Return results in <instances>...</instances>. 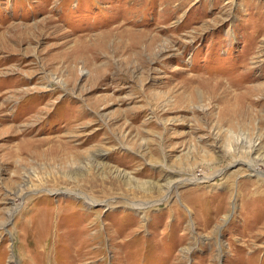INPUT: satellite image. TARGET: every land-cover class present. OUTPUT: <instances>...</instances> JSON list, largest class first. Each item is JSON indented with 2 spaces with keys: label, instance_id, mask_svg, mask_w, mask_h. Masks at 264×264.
<instances>
[{
  "label": "rangeland",
  "instance_id": "1",
  "mask_svg": "<svg viewBox=\"0 0 264 264\" xmlns=\"http://www.w3.org/2000/svg\"><path fill=\"white\" fill-rule=\"evenodd\" d=\"M0 264H264V0H0Z\"/></svg>",
  "mask_w": 264,
  "mask_h": 264
},
{
  "label": "bare ground",
  "instance_id": "2",
  "mask_svg": "<svg viewBox=\"0 0 264 264\" xmlns=\"http://www.w3.org/2000/svg\"><path fill=\"white\" fill-rule=\"evenodd\" d=\"M228 140V143L230 144V145H233L234 144V142H232L231 141V139L229 138V139H227ZM62 150V149H61ZM68 151V150H67ZM62 152V151H61ZM65 152V151H64ZM66 153V152H65ZM64 153V154H65ZM68 154H70L69 152H67ZM47 151H46V155H45V157L47 156ZM60 154V153H59ZM41 155H43V153L41 152ZM76 155H77V153H76ZM59 157V156H58ZM73 157V156H72ZM68 158H70V157H68ZM44 159V158H43ZM63 159H64V156H63ZM62 159V161H65V160H63ZM72 159V158H71ZM77 159V158H76ZM69 160V159H68ZM78 160V159H77ZM74 161H75V159H74ZM71 163V162H70ZM63 164V163H62ZM51 166V165H50ZM54 166V165H53ZM65 168H69V167H65ZM63 169V168H62ZM77 175V174H76Z\"/></svg>",
  "mask_w": 264,
  "mask_h": 264
}]
</instances>
